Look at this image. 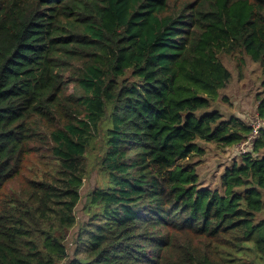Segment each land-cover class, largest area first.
I'll list each match as a JSON object with an SVG mask.
<instances>
[{"label": "trees", "instance_id": "1", "mask_svg": "<svg viewBox=\"0 0 264 264\" xmlns=\"http://www.w3.org/2000/svg\"><path fill=\"white\" fill-rule=\"evenodd\" d=\"M220 52L260 65L264 121V0H0V264H264V127L222 192L193 161L251 131L210 109Z\"/></svg>", "mask_w": 264, "mask_h": 264}, {"label": "rangeland", "instance_id": "2", "mask_svg": "<svg viewBox=\"0 0 264 264\" xmlns=\"http://www.w3.org/2000/svg\"><path fill=\"white\" fill-rule=\"evenodd\" d=\"M218 58L230 72V79L225 87L219 89L215 100L211 101L210 109H217L223 119L236 117L246 124H255L257 121L256 106L258 95L261 92L262 70L257 62L241 52L227 54L220 52ZM195 143L203 150L202 155L195 156L196 171L199 176L200 187L217 189L220 187V176L224 168L229 167L233 160L239 162L240 155L250 150V145L243 142L230 147H224L215 142L196 140ZM35 166V165H34ZM99 166L93 156L88 162V172L83 180L80 190V199L75 207L77 224L86 219L83 208L90 191L103 183ZM25 176L30 175L26 170ZM264 216V214H262ZM77 225L71 228L66 237V246L72 250ZM65 264V263H59Z\"/></svg>", "mask_w": 264, "mask_h": 264}, {"label": "built area", "instance_id": "3", "mask_svg": "<svg viewBox=\"0 0 264 264\" xmlns=\"http://www.w3.org/2000/svg\"><path fill=\"white\" fill-rule=\"evenodd\" d=\"M250 126H251V131H250L249 135L241 143L245 142V143L249 144L250 148H251L253 141L259 136V134H260L259 132H260L261 128L264 127V121L257 116L256 123L251 124Z\"/></svg>", "mask_w": 264, "mask_h": 264}]
</instances>
